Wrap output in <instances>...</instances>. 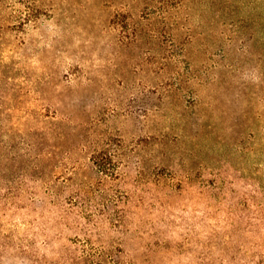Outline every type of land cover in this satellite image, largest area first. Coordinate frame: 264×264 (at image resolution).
I'll return each mask as SVG.
<instances>
[{
	"label": "rangeland",
	"instance_id": "1",
	"mask_svg": "<svg viewBox=\"0 0 264 264\" xmlns=\"http://www.w3.org/2000/svg\"><path fill=\"white\" fill-rule=\"evenodd\" d=\"M0 264H264V0H0Z\"/></svg>",
	"mask_w": 264,
	"mask_h": 264
},
{
	"label": "trees",
	"instance_id": "2",
	"mask_svg": "<svg viewBox=\"0 0 264 264\" xmlns=\"http://www.w3.org/2000/svg\"><path fill=\"white\" fill-rule=\"evenodd\" d=\"M142 2H150L151 0H140ZM163 3H169L170 0H160Z\"/></svg>",
	"mask_w": 264,
	"mask_h": 264
}]
</instances>
